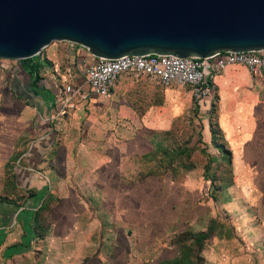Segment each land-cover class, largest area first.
<instances>
[{"label": "crops", "instance_id": "crops-1", "mask_svg": "<svg viewBox=\"0 0 264 264\" xmlns=\"http://www.w3.org/2000/svg\"><path fill=\"white\" fill-rule=\"evenodd\" d=\"M63 45L67 53L62 63L54 62L53 47L49 56L45 55L48 47L42 49L39 77L34 79L30 68L35 59L11 60L12 64L0 59V73L7 76L1 82L0 136L10 144L0 165V264L14 257L10 254L31 247L28 242L34 246L46 240L60 246L63 235L66 247L98 249L96 257L101 258L106 232L137 228L132 218L125 222L121 218L136 215V209L121 202L122 198L130 199L131 191L136 194L135 189L142 184L138 159L152 160L153 155L152 150L138 152L131 144L143 143L141 137L166 136L171 130L172 92L143 75L119 74L106 105L90 96L66 99L60 91L62 78L73 86L82 85L83 69L93 57L78 46L65 41ZM213 82L216 86H242L252 93L258 88L264 94V80L250 77L241 65L225 67L213 76ZM34 87L47 93L41 97ZM205 128L210 140L208 124L202 126ZM13 153L17 154L11 177L5 166ZM45 204L42 213L48 212L51 220L49 217L47 233L38 237L32 217ZM73 249L71 257L80 253ZM25 256L26 263L29 255Z\"/></svg>", "mask_w": 264, "mask_h": 264}, {"label": "rangeland", "instance_id": "rangeland-1", "mask_svg": "<svg viewBox=\"0 0 264 264\" xmlns=\"http://www.w3.org/2000/svg\"><path fill=\"white\" fill-rule=\"evenodd\" d=\"M63 44L49 43L45 55L51 46L54 62L62 63L67 53ZM5 77L0 73V98ZM212 83L211 95L199 103L187 87L170 86V133L141 137L143 143L131 144L134 150H152L153 155L152 160L138 159L142 184L121 202L136 209V215L121 218L123 222L132 218L137 228L106 232L99 259L98 249L66 247L63 235L60 246L46 240L34 246L28 242L31 247L10 254L14 257L6 264H264V94L254 87L256 93ZM209 120L216 128L214 141L202 129ZM6 142L0 136V165L8 154ZM14 154L5 166L11 177ZM49 217L48 212L43 216V234ZM72 249L80 253L71 257Z\"/></svg>", "mask_w": 264, "mask_h": 264}, {"label": "water", "instance_id": "water-1", "mask_svg": "<svg viewBox=\"0 0 264 264\" xmlns=\"http://www.w3.org/2000/svg\"><path fill=\"white\" fill-rule=\"evenodd\" d=\"M69 41L94 57L264 49V0H0V59Z\"/></svg>", "mask_w": 264, "mask_h": 264}, {"label": "built area", "instance_id": "built-area-1", "mask_svg": "<svg viewBox=\"0 0 264 264\" xmlns=\"http://www.w3.org/2000/svg\"><path fill=\"white\" fill-rule=\"evenodd\" d=\"M65 42L88 53L75 43ZM92 57V62L83 69L82 85L73 86L62 78L60 91L66 99L74 96L85 99L90 96L100 105H106L110 100L113 82L119 74L143 75L162 87L185 86L197 103L205 101L211 95L213 76L229 65H241L250 77L264 80V49L219 51L203 58L158 54L122 55L112 59ZM41 70L39 69V73Z\"/></svg>", "mask_w": 264, "mask_h": 264}, {"label": "trees", "instance_id": "trees-1", "mask_svg": "<svg viewBox=\"0 0 264 264\" xmlns=\"http://www.w3.org/2000/svg\"><path fill=\"white\" fill-rule=\"evenodd\" d=\"M38 58L39 56L38 55H35V56H32L31 58L29 59H35L36 61L31 65V68H30V71H31V74H32V79H34L35 77H39V74H38ZM34 91L39 94L41 97L42 95L44 96L45 94L44 93H47L45 92V90L43 88H36L34 87ZM213 114V110L211 108V110H209L208 112V117L209 119H211V116ZM208 128H209V131H210V136H211V140H215V136H216V128H215V125L214 123L212 122V120H209L208 122ZM47 207V204L39 207V209L34 213L33 217H32V225H33V230L35 231V234L40 237L42 235V226L44 225V218L43 216H45L42 212L46 209Z\"/></svg>", "mask_w": 264, "mask_h": 264}]
</instances>
